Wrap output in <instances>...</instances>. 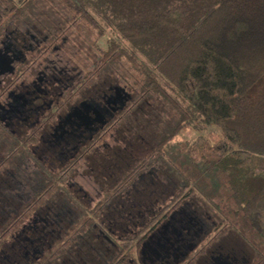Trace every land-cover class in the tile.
<instances>
[{"label":"trees","instance_id":"obj_1","mask_svg":"<svg viewBox=\"0 0 264 264\" xmlns=\"http://www.w3.org/2000/svg\"><path fill=\"white\" fill-rule=\"evenodd\" d=\"M53 1L67 6L73 23L79 17L99 36L106 35L99 52V71L127 64L141 76V92L160 96L177 114L175 125L122 180L120 192L128 176L137 179L136 191L119 199L113 197L114 191L110 196L105 192L93 207L74 199L77 214L62 240L75 245L90 236L87 258H96L98 264H116L118 253L123 264L140 242L134 245L129 241V230L139 237L142 225L172 199L166 202L173 192H164L167 185L155 189L162 180L161 169L151 179L146 175L145 180H139V173L150 165L151 157L163 155L164 142L189 129L196 137L186 148L187 157L193 164L212 161V167L223 174L233 203H215L221 217L214 226L216 235L242 229L241 237L252 251L251 264H264V0ZM19 2L23 0L16 6ZM27 2L12 6L10 19ZM187 185L181 179L183 200L193 190ZM228 213L239 218L227 222ZM103 225L110 229L104 234L116 247L99 233ZM209 244H201L203 254ZM61 245L55 248L58 259L72 249V245ZM80 256L72 253L76 260Z\"/></svg>","mask_w":264,"mask_h":264},{"label":"flooded vegetation","instance_id":"obj_2","mask_svg":"<svg viewBox=\"0 0 264 264\" xmlns=\"http://www.w3.org/2000/svg\"><path fill=\"white\" fill-rule=\"evenodd\" d=\"M9 4V9L0 7V264H57V245L70 246L62 234H68L77 214L72 201L93 207L106 196L102 189L90 194L72 173L87 163L89 154L111 148L105 146V137L122 122L134 99L125 82L90 86L91 78L99 75L101 60L84 71L65 59H71L70 53L59 30L42 32L38 25L11 24L4 11L11 14L12 6H18ZM30 167L38 172L28 180ZM151 168L140 172L139 180L157 176L158 170ZM135 169L136 165L126 176ZM126 176L115 185L113 197L119 199L131 187L136 190L137 179L128 176L119 191ZM26 182L30 194L23 189ZM205 223L177 194L142 225L139 237L129 230V241L140 242L123 264L247 263L223 246L205 248L203 254ZM101 228L99 233L116 247L104 234L110 229ZM115 257L121 264V256Z\"/></svg>","mask_w":264,"mask_h":264},{"label":"rangeland","instance_id":"obj_3","mask_svg":"<svg viewBox=\"0 0 264 264\" xmlns=\"http://www.w3.org/2000/svg\"><path fill=\"white\" fill-rule=\"evenodd\" d=\"M12 1H14V5L18 2V0ZM23 2H19L18 6H21ZM10 6L7 0H0L1 8L5 9L6 7L7 9L8 7L9 9ZM21 8L20 12L11 18V24L15 22L23 28H32L38 25V30L41 29L42 32L59 30L60 38L66 39L65 47L69 49L71 59L64 58L72 60L84 71L91 70L95 63L99 62V52L105 45L106 35L99 36L97 30L89 22L81 20L79 17L76 18L77 22L73 23L72 12L63 2L28 0ZM4 12L3 16L7 18L10 11ZM111 70H101L98 76L91 78L90 86L104 87L113 81L125 82L131 88L134 105L129 112L127 111L122 122L115 129H112L110 136L105 137V146L111 148L102 149L100 153L89 154L86 159L87 163L82 162L72 173L73 180L82 184L93 196L98 189H102L104 193L106 192L110 196L117 182L126 176L133 166L142 161L144 157L149 156L152 147L164 138L166 132L175 125L177 120L176 112L164 99L158 95L150 96L141 92V76L137 71L131 69L127 64H119L112 67ZM195 137L196 133L189 129L179 131L163 143V155L151 157L150 165L146 169L152 166L151 169L156 168V170L161 169L163 171L162 175L160 174L162 180L154 186L157 191L162 186L167 185L164 191L165 193L168 192L167 194L173 190L172 195L166 197V202L173 196L177 194L180 196L183 193L180 188L183 178L188 183L187 188L193 189L190 196L184 199V203H190V208L195 209L196 213L207 222L205 224L208 226L202 229L201 240L204 244L210 241L206 247L208 251L216 246H223L225 249L234 250L241 258L244 257L247 260L246 264H251L252 251L241 237L242 229L230 230L228 234L220 237L216 235L217 231L214 230V226L219 223L221 217L214 205L217 203L224 206L232 202L229 200L225 188V178L220 171L212 167V161L206 164H193L187 157L186 148ZM0 152H2L1 148ZM92 161L95 162L92 163ZM27 171L30 173L28 180L35 176L31 173L38 172L36 168L31 167ZM22 186L27 194L31 193L30 184L26 182ZM133 189V187L128 189V194L134 192L135 189ZM2 192L5 190L3 189ZM72 204L75 205V202L72 201ZM237 218L239 217L232 213L225 215L227 222H235ZM223 223L225 225L226 222ZM88 238L90 236L86 237V240L84 238L80 241L77 240L75 245L74 242L73 244L70 242L72 245L70 254L63 258L60 257L57 264H75L74 261L80 263L83 261V264H86V261L98 264L96 258H87L90 256L88 250L91 249L89 247L90 242L87 241ZM76 247L77 249L73 251ZM92 252L94 251L92 250ZM72 253L73 255L82 254L86 260L81 256L80 259L76 260L72 257ZM93 259L94 261H92Z\"/></svg>","mask_w":264,"mask_h":264}]
</instances>
